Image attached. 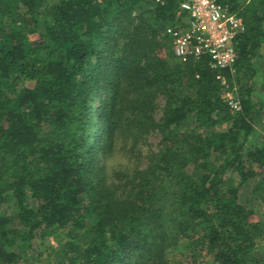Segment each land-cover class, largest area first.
I'll return each instance as SVG.
<instances>
[{
    "label": "trees",
    "instance_id": "16d2710c",
    "mask_svg": "<svg viewBox=\"0 0 264 264\" xmlns=\"http://www.w3.org/2000/svg\"><path fill=\"white\" fill-rule=\"evenodd\" d=\"M218 1L245 24L225 85L173 55L175 0H0V264L43 255L50 236L54 264H179V244L264 264L243 197L264 205L250 84L264 0ZM233 87L238 112L222 97ZM116 142L133 165H107Z\"/></svg>",
    "mask_w": 264,
    "mask_h": 264
},
{
    "label": "built area",
    "instance_id": "2783aa9c",
    "mask_svg": "<svg viewBox=\"0 0 264 264\" xmlns=\"http://www.w3.org/2000/svg\"><path fill=\"white\" fill-rule=\"evenodd\" d=\"M176 17L182 21L165 28L171 40V51L182 63L204 61L222 84H228L222 71H235L236 43L245 24L238 12L218 0H175ZM164 4L165 0H149ZM222 95L230 110L238 112L240 103L234 92Z\"/></svg>",
    "mask_w": 264,
    "mask_h": 264
},
{
    "label": "rangeland",
    "instance_id": "374dc122",
    "mask_svg": "<svg viewBox=\"0 0 264 264\" xmlns=\"http://www.w3.org/2000/svg\"><path fill=\"white\" fill-rule=\"evenodd\" d=\"M262 53L263 50L261 49V51H259L258 54L260 55ZM252 62L254 64L253 67L256 70V74L251 79L250 82V84L254 88L252 92V97L254 98L255 102L260 104L262 103L261 104L262 108L260 112H258L254 121L255 129H256L255 141L256 144H261V142L263 141L262 137H264V56L263 54L260 55L259 60H252ZM158 102L161 104L162 100L158 99ZM96 105H98V102L96 103ZM156 111L158 112L156 116H159L161 114V111L158 108ZM158 139L159 137L154 133L149 134L147 137L148 143L153 145V148L154 145L157 143ZM119 143L120 142H116L114 144L115 148L113 150V153L109 156L107 160V165L111 164L113 165V168L115 167L118 168L120 165L125 166L134 162L132 158H129V154L127 155L125 150L121 149ZM243 197H247L253 202L254 204L253 208L254 211L256 212L255 218L256 220L263 223L264 226V205L262 206L259 204V201L254 200L249 190L243 193ZM49 239L51 240V244L49 245V247H47L43 255L42 254L35 255L33 258L31 257L32 255H27L24 257L25 259L23 258V260H21L20 264H54L56 260H58L59 255L57 253H54V251L56 250V244L54 242L53 237L50 236ZM179 245L180 246H178V248H174L170 252L168 256V259L170 261L172 262L178 261L179 264H215L212 260L211 255L202 252L203 253L202 256L196 257V259H194V257H192V253H189L187 250L184 251L183 246L181 244ZM256 248L258 252L264 253V241L261 240L257 241Z\"/></svg>",
    "mask_w": 264,
    "mask_h": 264
}]
</instances>
